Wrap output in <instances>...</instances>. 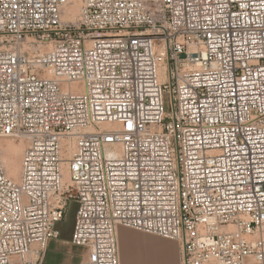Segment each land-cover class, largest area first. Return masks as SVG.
Returning <instances> with one entry per match:
<instances>
[{"label":"built area","instance_id":"2783aa9c","mask_svg":"<svg viewBox=\"0 0 264 264\" xmlns=\"http://www.w3.org/2000/svg\"><path fill=\"white\" fill-rule=\"evenodd\" d=\"M0 45V137L27 142L0 264H42L71 200L80 264H121L120 227L264 264V0H0Z\"/></svg>","mask_w":264,"mask_h":264},{"label":"rangeland","instance_id":"374dc122","mask_svg":"<svg viewBox=\"0 0 264 264\" xmlns=\"http://www.w3.org/2000/svg\"><path fill=\"white\" fill-rule=\"evenodd\" d=\"M78 14H72V19L79 17ZM3 46V45H0ZM169 101L166 99V109H169ZM22 142V143H21ZM8 144H12L17 148V152L13 151V157L18 160L20 165H22V156L27 145L26 140L22 138L15 137H0V154L6 170L7 175L9 174L7 165H6V156L8 155ZM17 145V146H16ZM22 145V146H21ZM24 147V148H23ZM14 148V149H15ZM21 148V149H20ZM22 150V151H21ZM7 152V153H6ZM16 153V154H15ZM7 154V155H5ZM15 154V155H14ZM19 156H18V155ZM5 155V156H4ZM17 155V156H16ZM5 157V158H4ZM20 157V158H17ZM11 179L16 180L8 175ZM19 180V179H18ZM65 180H68V175H65ZM78 209V203L76 200H71L65 218L57 223L56 228L60 229H70L75 224L76 212ZM131 232V238L136 240L135 247L129 249L127 259L124 256V241L119 238L120 248H121V264H181V247L180 243L177 240L163 238L161 236L145 233L133 228L125 227ZM133 240V241H134Z\"/></svg>","mask_w":264,"mask_h":264},{"label":"crops","instance_id":"0c3cea01","mask_svg":"<svg viewBox=\"0 0 264 264\" xmlns=\"http://www.w3.org/2000/svg\"><path fill=\"white\" fill-rule=\"evenodd\" d=\"M59 236L50 240L42 264H80L86 254V248L73 243L74 226L70 229L58 228ZM119 238L124 241V256L127 259L129 249L135 247L136 240L131 238V232L120 227ZM134 240V241H133Z\"/></svg>","mask_w":264,"mask_h":264},{"label":"bare ground","instance_id":"6f19581e","mask_svg":"<svg viewBox=\"0 0 264 264\" xmlns=\"http://www.w3.org/2000/svg\"><path fill=\"white\" fill-rule=\"evenodd\" d=\"M78 6H75L74 8H73V14L74 15H76V14H78L77 12H78ZM77 16V15H76ZM72 18V17H71ZM22 143V142H21ZM17 146V145H16ZM22 146V145H21ZM15 146L14 145H12V144H8V146H7V148L6 149H8V155L7 154H5V155H7L6 156V158H5V160H6V165H7V169H8V172H9V174H10V176L11 177H13V178H15V179H19L20 178V175H21V165H20V163L18 162L20 159H18V160H16L12 155H13V151L15 150V152H17L18 150H17V148H15ZM24 148V147H23ZM21 149V148H20ZM24 150V149H23ZM22 151V150H21ZM7 153V152H6ZM18 153V152H17ZM23 153V152H22ZM16 154V153H15ZM14 154V155H15ZM4 155V156H5ZM18 155V154H17ZM16 155V156H17ZM19 156V155H18ZM17 158H20V157H17ZM22 163V162H21ZM8 174V175H9ZM64 180H65V178H64Z\"/></svg>","mask_w":264,"mask_h":264},{"label":"water","instance_id":"95a60500","mask_svg":"<svg viewBox=\"0 0 264 264\" xmlns=\"http://www.w3.org/2000/svg\"><path fill=\"white\" fill-rule=\"evenodd\" d=\"M185 55L183 54L182 57H184Z\"/></svg>","mask_w":264,"mask_h":264}]
</instances>
